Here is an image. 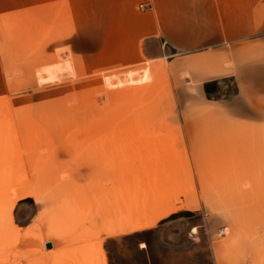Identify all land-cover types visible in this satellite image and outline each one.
I'll return each instance as SVG.
<instances>
[{"label":"rangeland","instance_id":"1","mask_svg":"<svg viewBox=\"0 0 264 264\" xmlns=\"http://www.w3.org/2000/svg\"><path fill=\"white\" fill-rule=\"evenodd\" d=\"M140 1L0 0V264H147L139 241L155 264H264V112L200 165L216 176L201 181L207 215L104 243L92 235L96 181L80 172L118 169L111 142L147 138L143 125L174 122L167 110L179 106L164 66L128 63L154 7ZM175 228L180 248L160 241Z\"/></svg>","mask_w":264,"mask_h":264},{"label":"crops","instance_id":"2","mask_svg":"<svg viewBox=\"0 0 264 264\" xmlns=\"http://www.w3.org/2000/svg\"><path fill=\"white\" fill-rule=\"evenodd\" d=\"M153 4L144 25L147 32L137 43L140 61L128 63L164 66L179 106L167 110L174 122L144 124L147 138L111 142L112 157L123 160L118 169L80 172V179L96 181L88 219L99 243L168 226L184 211L207 215L201 181L216 176L201 172L200 165L217 163L215 150L228 146L226 133L259 126V120L250 116L264 112V0H153ZM227 79L236 83V91H225ZM211 194L215 191L209 189ZM199 225L191 226L194 239ZM166 233L160 236L161 243L182 247L179 228ZM211 244L219 253V244L214 240ZM137 249L147 264H155L147 241H139ZM260 259L264 261V253Z\"/></svg>","mask_w":264,"mask_h":264},{"label":"built area","instance_id":"3","mask_svg":"<svg viewBox=\"0 0 264 264\" xmlns=\"http://www.w3.org/2000/svg\"><path fill=\"white\" fill-rule=\"evenodd\" d=\"M139 5L143 8H151L153 3L151 0H141ZM225 232V228L220 229L219 234H223Z\"/></svg>","mask_w":264,"mask_h":264},{"label":"trees","instance_id":"4","mask_svg":"<svg viewBox=\"0 0 264 264\" xmlns=\"http://www.w3.org/2000/svg\"><path fill=\"white\" fill-rule=\"evenodd\" d=\"M227 80H229V79H227ZM236 90H237V85H236V83L234 82V91H236ZM208 95H209V96H215V95L212 94L211 91H209V90H208Z\"/></svg>","mask_w":264,"mask_h":264},{"label":"bare ground","instance_id":"5","mask_svg":"<svg viewBox=\"0 0 264 264\" xmlns=\"http://www.w3.org/2000/svg\"><path fill=\"white\" fill-rule=\"evenodd\" d=\"M196 229V228H195Z\"/></svg>","mask_w":264,"mask_h":264}]
</instances>
